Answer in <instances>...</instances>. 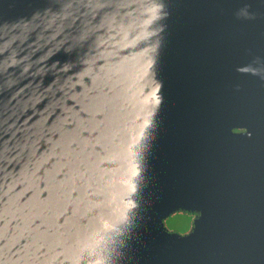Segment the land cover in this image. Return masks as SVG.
<instances>
[{
	"label": "water",
	"instance_id": "water-1",
	"mask_svg": "<svg viewBox=\"0 0 264 264\" xmlns=\"http://www.w3.org/2000/svg\"><path fill=\"white\" fill-rule=\"evenodd\" d=\"M0 264H264V0H0Z\"/></svg>",
	"mask_w": 264,
	"mask_h": 264
},
{
	"label": "rangeland",
	"instance_id": "rangeland-1",
	"mask_svg": "<svg viewBox=\"0 0 264 264\" xmlns=\"http://www.w3.org/2000/svg\"><path fill=\"white\" fill-rule=\"evenodd\" d=\"M193 216L191 213L177 211L164 219V225L169 231L185 233L189 230Z\"/></svg>",
	"mask_w": 264,
	"mask_h": 264
},
{
	"label": "flooded vegetation",
	"instance_id": "flooded-vegetation-1",
	"mask_svg": "<svg viewBox=\"0 0 264 264\" xmlns=\"http://www.w3.org/2000/svg\"><path fill=\"white\" fill-rule=\"evenodd\" d=\"M192 216L194 217V215H193V214H192ZM190 227H191V226H190ZM189 229H190V228H189ZM187 231H188V230H187ZM187 231H186V232H187Z\"/></svg>",
	"mask_w": 264,
	"mask_h": 264
}]
</instances>
